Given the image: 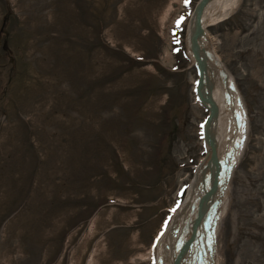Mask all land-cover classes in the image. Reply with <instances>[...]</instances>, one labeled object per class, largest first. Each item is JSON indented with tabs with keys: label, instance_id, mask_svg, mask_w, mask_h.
<instances>
[{
	"label": "rangeland",
	"instance_id": "obj_1",
	"mask_svg": "<svg viewBox=\"0 0 264 264\" xmlns=\"http://www.w3.org/2000/svg\"><path fill=\"white\" fill-rule=\"evenodd\" d=\"M172 1L0 0V264H153L208 112ZM233 10L207 26L248 118L215 258L264 264V0Z\"/></svg>",
	"mask_w": 264,
	"mask_h": 264
},
{
	"label": "bare ground",
	"instance_id": "obj_2",
	"mask_svg": "<svg viewBox=\"0 0 264 264\" xmlns=\"http://www.w3.org/2000/svg\"><path fill=\"white\" fill-rule=\"evenodd\" d=\"M174 1V0H173ZM172 1V2H173ZM239 0H208L202 10V21L208 35L207 26L218 20L229 16L233 9L238 5ZM175 3V2H174ZM171 7V6H170ZM173 7V6H172ZM193 15L189 22V31L192 32ZM211 41V40H210ZM209 41V42H210ZM189 36L187 38V54L190 56L188 46ZM215 59L208 66V74L212 78L211 95L218 106V111L214 116L212 127V137L215 139L217 149V158L221 172L219 174V184L216 191L211 195L205 206L204 215H202L201 226L198 228L197 236L192 246L183 258V264H216L217 250L215 248V236L219 218L224 212L225 197L228 194L227 184L229 174H231L234 164L240 160V153L244 149V143L247 140L248 118L247 109L244 105L242 95L239 89L234 85V78L226 67L222 64L220 56L215 52L212 43ZM192 59V56H190ZM193 60V59H192ZM195 100L201 103L197 97ZM201 105V104H200ZM203 106V105H202ZM205 108V107H204ZM203 156V155H202ZM202 156L197 163L192 166V170L185 181V189L180 202L171 210V216L166 224L161 236L157 239L152 248L154 253L153 264H172L179 239L181 238V229L185 223V218L189 217L191 208L195 203V197L200 192L201 185L204 182L206 169ZM231 180V179H230ZM219 227V226H218ZM217 246V245H216ZM140 257V256H139ZM141 259V258H140ZM218 259V258H217Z\"/></svg>",
	"mask_w": 264,
	"mask_h": 264
},
{
	"label": "water",
	"instance_id": "obj_3",
	"mask_svg": "<svg viewBox=\"0 0 264 264\" xmlns=\"http://www.w3.org/2000/svg\"><path fill=\"white\" fill-rule=\"evenodd\" d=\"M208 0H197L194 3L192 11V32L188 34L190 49V56H192L194 66H197V79L194 84L195 97L201 102L200 104L205 107L208 112L204 116L205 119L201 123L203 141L202 147L204 148V154L202 156L204 161V168L206 169V175L204 176L203 185L198 196L195 197V203L191 208L189 217L185 218V223L182 226L181 238L179 239L177 248L175 249V255L172 259V264H183V258L188 252V249L192 246L195 237L198 233V228L201 226L202 215L205 212V206L207 205L209 198L216 191V186L219 184V174L221 168L219 166V159L217 158V149L215 147V139L212 137V127L214 116L218 111V106L214 101L212 92V78L208 74V65L213 62L215 55H213V49L210 45V40L206 35V29L201 25L202 10H204L205 3Z\"/></svg>",
	"mask_w": 264,
	"mask_h": 264
},
{
	"label": "snow or ice",
	"instance_id": "obj_4",
	"mask_svg": "<svg viewBox=\"0 0 264 264\" xmlns=\"http://www.w3.org/2000/svg\"><path fill=\"white\" fill-rule=\"evenodd\" d=\"M185 2L187 3V0H185ZM173 211H174V209H173Z\"/></svg>",
	"mask_w": 264,
	"mask_h": 264
}]
</instances>
